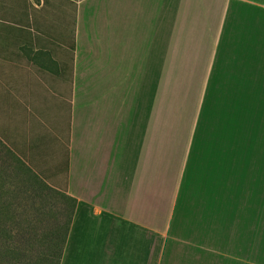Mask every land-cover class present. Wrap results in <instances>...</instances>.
<instances>
[{
  "label": "crops",
  "instance_id": "crops-1",
  "mask_svg": "<svg viewBox=\"0 0 264 264\" xmlns=\"http://www.w3.org/2000/svg\"><path fill=\"white\" fill-rule=\"evenodd\" d=\"M191 1L194 16L202 17L193 19L189 43V34H170L188 8L179 0H0V139L49 186L77 201L61 264L241 262L226 252L236 244L207 225L192 226L197 240L188 236L187 219L177 227L172 215L163 225L177 205L175 193L163 197L162 148L158 166L152 153L157 117L113 116L114 107L123 115L131 98L161 87L184 54L199 58L196 79L201 92L209 87L227 0ZM129 44L138 52L130 63ZM40 52L46 55L34 56ZM109 71L121 73L114 83L123 92L92 97ZM133 79L139 84L132 97ZM231 83L217 106L238 93Z\"/></svg>",
  "mask_w": 264,
  "mask_h": 264
},
{
  "label": "rangeland",
  "instance_id": "rangeland-1",
  "mask_svg": "<svg viewBox=\"0 0 264 264\" xmlns=\"http://www.w3.org/2000/svg\"><path fill=\"white\" fill-rule=\"evenodd\" d=\"M179 1L188 7L181 16L184 23L175 24L170 34H189L185 39L190 43L193 19L202 15L194 16L191 0ZM225 31L214 46L204 91L196 79L199 58L184 54L173 63L177 71L165 72L169 76L162 77L161 87H148L145 96L131 98L123 115L122 108L114 107L113 116L157 117V150L152 153L157 152L158 166L162 148L163 197L175 193L177 205L172 214L167 211L163 225L172 215L175 226L187 219L188 236L195 240L198 233L192 228L207 225L214 236L236 244L234 252L228 247L226 252L240 256V264H264V0H227ZM197 49L194 44L193 52ZM137 53L129 44V63ZM102 75L106 86L92 91V97L123 92L114 83L121 73ZM229 82H236L238 93L226 94L217 106ZM138 84L134 79L129 84L132 97ZM123 86L125 94L128 86ZM220 228L223 233L217 232Z\"/></svg>",
  "mask_w": 264,
  "mask_h": 264
},
{
  "label": "trees",
  "instance_id": "trees-1",
  "mask_svg": "<svg viewBox=\"0 0 264 264\" xmlns=\"http://www.w3.org/2000/svg\"><path fill=\"white\" fill-rule=\"evenodd\" d=\"M76 206L0 139V264H61Z\"/></svg>",
  "mask_w": 264,
  "mask_h": 264
}]
</instances>
